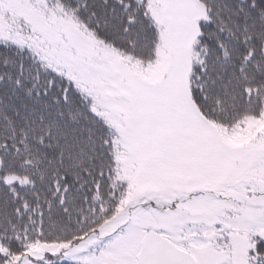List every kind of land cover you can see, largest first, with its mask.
<instances>
[{
  "label": "snow or ice",
  "instance_id": "obj_1",
  "mask_svg": "<svg viewBox=\"0 0 264 264\" xmlns=\"http://www.w3.org/2000/svg\"><path fill=\"white\" fill-rule=\"evenodd\" d=\"M0 264H264V0H0Z\"/></svg>",
  "mask_w": 264,
  "mask_h": 264
}]
</instances>
